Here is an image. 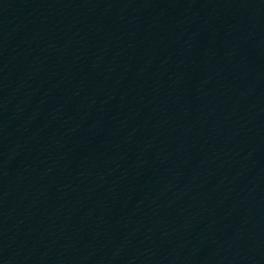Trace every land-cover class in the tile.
Returning a JSON list of instances; mask_svg holds the SVG:
<instances>
[{
	"label": "water",
	"instance_id": "95a60500",
	"mask_svg": "<svg viewBox=\"0 0 264 264\" xmlns=\"http://www.w3.org/2000/svg\"><path fill=\"white\" fill-rule=\"evenodd\" d=\"M0 264H264V0H0Z\"/></svg>",
	"mask_w": 264,
	"mask_h": 264
}]
</instances>
